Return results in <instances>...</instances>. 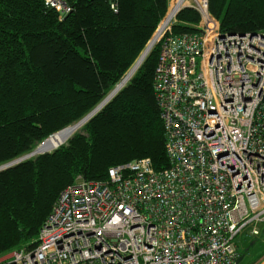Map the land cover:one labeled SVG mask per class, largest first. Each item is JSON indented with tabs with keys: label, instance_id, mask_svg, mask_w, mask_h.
I'll use <instances>...</instances> for the list:
<instances>
[{
	"label": "built area",
	"instance_id": "obj_1",
	"mask_svg": "<svg viewBox=\"0 0 264 264\" xmlns=\"http://www.w3.org/2000/svg\"><path fill=\"white\" fill-rule=\"evenodd\" d=\"M60 15L64 0H43ZM170 7L152 35L154 94L169 166L148 157L78 175L59 192L37 244L0 264H238L236 237L264 224V31L220 30L208 0ZM113 6V5H112ZM199 14L174 33L178 11ZM255 264H264V255Z\"/></svg>",
	"mask_w": 264,
	"mask_h": 264
},
{
	"label": "trees",
	"instance_id": "obj_2",
	"mask_svg": "<svg viewBox=\"0 0 264 264\" xmlns=\"http://www.w3.org/2000/svg\"><path fill=\"white\" fill-rule=\"evenodd\" d=\"M64 1L71 9L60 15L43 0H0V165L95 108L134 66L170 0ZM208 8L222 32L264 31V0H208ZM199 18L183 7L172 31L195 30ZM158 51L65 142L0 169V256L36 246L78 175L105 180L109 167L144 157L157 171L169 166L153 88Z\"/></svg>",
	"mask_w": 264,
	"mask_h": 264
},
{
	"label": "rangeland",
	"instance_id": "obj_3",
	"mask_svg": "<svg viewBox=\"0 0 264 264\" xmlns=\"http://www.w3.org/2000/svg\"><path fill=\"white\" fill-rule=\"evenodd\" d=\"M172 2H173V0H172ZM169 7H170V5H169ZM171 9H172V7H171ZM158 28H159V24L157 25L156 29H158ZM156 31L157 30H155V32ZM53 149H55V148H53ZM53 149H51V150H53ZM51 150H48V151H51ZM259 228H260L261 232L257 236L250 234V228L249 227L244 228L237 235L236 241H237L238 250L242 254L241 259H240L238 264H255L256 261H258V259H260L264 255V224L260 225Z\"/></svg>",
	"mask_w": 264,
	"mask_h": 264
},
{
	"label": "bare ground",
	"instance_id": "obj_4",
	"mask_svg": "<svg viewBox=\"0 0 264 264\" xmlns=\"http://www.w3.org/2000/svg\"><path fill=\"white\" fill-rule=\"evenodd\" d=\"M182 0H176L173 5L172 9L169 12V15H173L176 11V9L179 7L180 2ZM140 63H136L131 70L128 72V74L116 85L115 92L118 91L131 77V75L134 73V71L137 69L138 65ZM117 93V92H116ZM98 108H96L97 110ZM84 122H78L74 125L68 126L64 128L63 130L52 134L48 139L44 141V143L40 144L36 149L32 152V154H37L40 152H47L48 150H51L53 148H56L58 145L62 144L74 131H76Z\"/></svg>",
	"mask_w": 264,
	"mask_h": 264
},
{
	"label": "water",
	"instance_id": "obj_5",
	"mask_svg": "<svg viewBox=\"0 0 264 264\" xmlns=\"http://www.w3.org/2000/svg\"><path fill=\"white\" fill-rule=\"evenodd\" d=\"M151 49V43L149 44V45H147L145 48H144V50L142 51V53H141V55L139 56V58H138V60L136 61V63H141L142 62V60L144 59V57L147 55V53L149 52V50ZM135 63V64H136ZM134 64V65H135ZM140 65V64H139ZM138 65V66H139ZM117 85V84H116ZM115 87L116 86H114V88H112L111 90H110V92L104 97V99L95 107V108H93L90 112H88V114H86L82 119H80L78 122H85V121H87L91 116H93L98 110H100V108H102L115 94H116V92H115ZM96 108H98L97 110H96ZM78 122H76V123H78ZM62 130V129H61ZM60 131V130H59ZM58 132V131H57ZM54 134V133H53ZM52 135V134H51ZM50 135V136H51ZM49 136V137H50ZM49 137H47V138H49ZM46 138V139H47ZM45 139V140H46ZM44 140V141H45ZM44 141H42L40 144H42V143H44ZM34 151V150H33ZM33 151H31V152H29V153H27V154H24L23 156H20V157H18L17 159H15V160H12V161H10V162H8V163H5V164H3V165H0V169H4V168H6V167H9V166H12V165H14V164H16V163H18V162H21V161H23L24 159H27V158H29V157H31V156H33V155H35V154H32V152ZM40 153H44V152H40ZM40 153H37V154H40Z\"/></svg>",
	"mask_w": 264,
	"mask_h": 264
},
{
	"label": "clouds",
	"instance_id": "obj_6",
	"mask_svg": "<svg viewBox=\"0 0 264 264\" xmlns=\"http://www.w3.org/2000/svg\"><path fill=\"white\" fill-rule=\"evenodd\" d=\"M149 43V42H148ZM152 48V47H151Z\"/></svg>",
	"mask_w": 264,
	"mask_h": 264
}]
</instances>
